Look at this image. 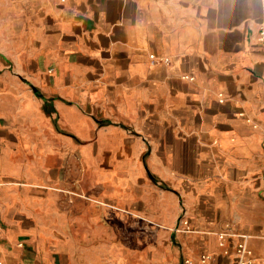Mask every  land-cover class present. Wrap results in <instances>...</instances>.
I'll use <instances>...</instances> for the list:
<instances>
[{
    "label": "crops",
    "instance_id": "obj_1",
    "mask_svg": "<svg viewBox=\"0 0 264 264\" xmlns=\"http://www.w3.org/2000/svg\"><path fill=\"white\" fill-rule=\"evenodd\" d=\"M263 20L264 0H0V261L233 264L246 236L264 264Z\"/></svg>",
    "mask_w": 264,
    "mask_h": 264
},
{
    "label": "built area",
    "instance_id": "obj_2",
    "mask_svg": "<svg viewBox=\"0 0 264 264\" xmlns=\"http://www.w3.org/2000/svg\"><path fill=\"white\" fill-rule=\"evenodd\" d=\"M258 38L261 42H264V20L261 22L258 30ZM150 59L153 65L156 64H169L170 60L168 57H162V56H156L155 54L150 55ZM183 79L186 80H193L194 78L190 75H183ZM184 214L181 216L178 226L176 227L175 231H179L180 225L187 226L188 222L184 220ZM223 237V236H221ZM246 236H242L240 242L237 244L236 248V257L233 264H253L252 258V251L250 250L248 244H247ZM209 260V256H202L200 258L199 262H195L191 259H185L184 264H206ZM0 264H3L2 261H0Z\"/></svg>",
    "mask_w": 264,
    "mask_h": 264
}]
</instances>
